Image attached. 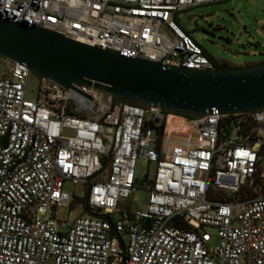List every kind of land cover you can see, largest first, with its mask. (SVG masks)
Listing matches in <instances>:
<instances>
[{
	"label": "built area",
	"instance_id": "obj_1",
	"mask_svg": "<svg viewBox=\"0 0 264 264\" xmlns=\"http://www.w3.org/2000/svg\"><path fill=\"white\" fill-rule=\"evenodd\" d=\"M221 0H0V16L163 65L214 68L174 20ZM0 264H264V106L192 118L36 77L3 57ZM29 93V94H27ZM180 119L166 127L167 117ZM161 127V128H160ZM153 162L135 187L133 162ZM64 180L80 182L69 195ZM88 183L84 207V184ZM144 209L123 205L133 189ZM80 207L58 218L54 208ZM205 226L218 238L210 248Z\"/></svg>",
	"mask_w": 264,
	"mask_h": 264
},
{
	"label": "water",
	"instance_id": "obj_2",
	"mask_svg": "<svg viewBox=\"0 0 264 264\" xmlns=\"http://www.w3.org/2000/svg\"><path fill=\"white\" fill-rule=\"evenodd\" d=\"M0 56L22 62L38 78L64 87L91 85L109 93L115 103L144 109L197 118L212 108L219 114H232L264 106V59L241 65L227 62L211 69L163 65L1 16ZM87 187L86 182L83 207Z\"/></svg>",
	"mask_w": 264,
	"mask_h": 264
},
{
	"label": "rangeland",
	"instance_id": "obj_3",
	"mask_svg": "<svg viewBox=\"0 0 264 264\" xmlns=\"http://www.w3.org/2000/svg\"><path fill=\"white\" fill-rule=\"evenodd\" d=\"M175 22L203 49L206 55L216 60H224L233 65L255 62L264 59V0H221L199 4L174 14ZM194 21V23H193ZM3 57L0 56V73ZM36 76L31 72L26 77L27 88L34 89ZM29 94V93H27ZM180 125V119L169 117V127ZM261 166L264 169V153L261 155ZM153 162L136 157L133 162L135 187L144 179L153 175ZM62 188L69 195L82 194L80 182L71 183L64 180ZM147 192L133 189L123 202L131 209H144ZM81 208L71 205L56 206L55 217H72L80 213ZM209 235L207 246L212 248L218 238L213 226H205Z\"/></svg>",
	"mask_w": 264,
	"mask_h": 264
},
{
	"label": "trees",
	"instance_id": "obj_4",
	"mask_svg": "<svg viewBox=\"0 0 264 264\" xmlns=\"http://www.w3.org/2000/svg\"><path fill=\"white\" fill-rule=\"evenodd\" d=\"M208 59L213 63L214 67H219V66H225V62L221 60H216L212 58L211 56L207 55ZM167 127V126H166ZM161 128V127H160ZM255 184L259 187V190L261 192H264V180L262 182L260 181H255Z\"/></svg>",
	"mask_w": 264,
	"mask_h": 264
},
{
	"label": "bare ground",
	"instance_id": "obj_5",
	"mask_svg": "<svg viewBox=\"0 0 264 264\" xmlns=\"http://www.w3.org/2000/svg\"><path fill=\"white\" fill-rule=\"evenodd\" d=\"M169 117H170V116L167 117V124H166V126L169 124ZM180 124H181V121H180ZM179 126H180V125H179Z\"/></svg>",
	"mask_w": 264,
	"mask_h": 264
},
{
	"label": "flooded vegetation",
	"instance_id": "obj_6",
	"mask_svg": "<svg viewBox=\"0 0 264 264\" xmlns=\"http://www.w3.org/2000/svg\"><path fill=\"white\" fill-rule=\"evenodd\" d=\"M225 64L227 65V62H225ZM226 65H225V66H226ZM220 67H223V66H220Z\"/></svg>",
	"mask_w": 264,
	"mask_h": 264
}]
</instances>
